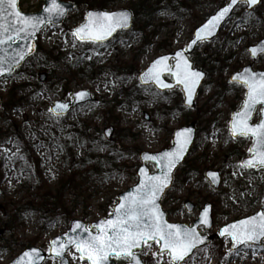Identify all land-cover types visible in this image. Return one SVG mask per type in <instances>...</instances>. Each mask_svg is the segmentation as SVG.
I'll return each instance as SVG.
<instances>
[{"label": "rangeland", "instance_id": "374dc122", "mask_svg": "<svg viewBox=\"0 0 264 264\" xmlns=\"http://www.w3.org/2000/svg\"><path fill=\"white\" fill-rule=\"evenodd\" d=\"M77 1L80 6L62 26L49 25L40 33L36 52L24 66L0 80V264H10L32 246L48 253L51 240L67 232L74 220L90 226L108 218L118 196L137 183L138 155L170 148L173 132L190 123L198 129L197 139L163 205L171 222L191 226L210 203L214 226L210 231L201 228L211 243L184 264H264V243L233 251L231 239L220 237L225 225L264 211V168L241 166L252 156L253 139H233L229 129L232 113L242 108L245 98V89L231 84V76L248 65L264 70V59L254 62L247 50L264 39V0L251 12L247 4L240 5L218 38L202 43L191 56L195 68L207 73L194 110L184 106L180 88L161 93L143 87L139 76L158 57L185 49L195 30L229 0ZM43 5V0L20 3L26 13ZM100 9H128L137 20L107 44L80 43L73 30L86 21L88 11ZM41 73L48 75L44 84ZM84 89L98 102L66 119L52 115L54 102L68 101ZM260 118L258 111L253 123ZM109 128L115 129L112 141L104 137ZM84 134L91 151L81 142ZM115 148L125 157L112 173L81 167L89 152L101 159ZM207 171L220 173L218 191L206 179ZM59 191L64 195L61 207L49 202L46 209H56V214L47 212L45 221L25 210L57 197ZM186 202L196 206L193 213L185 209ZM152 246L141 253L144 263L169 264V255L155 254L159 245ZM79 256L75 248L67 254L71 264H88ZM45 264L60 263L49 259Z\"/></svg>", "mask_w": 264, "mask_h": 264}, {"label": "snow or ice", "instance_id": "6c2138e0", "mask_svg": "<svg viewBox=\"0 0 264 264\" xmlns=\"http://www.w3.org/2000/svg\"><path fill=\"white\" fill-rule=\"evenodd\" d=\"M238 2L251 7L260 3V0H231L227 7L211 17L196 32L191 44L195 45L197 41L214 35L220 23L231 12L233 5ZM43 11L46 13L44 16H29L21 11L19 0H0V45L14 41L16 38L24 40L34 36L44 25L54 24L57 18L63 17L68 8L60 0H50V4ZM131 19L132 14L128 11L89 12L87 23L77 28L73 35L82 41L100 43L107 40L117 29L128 28ZM31 50L29 48L27 51ZM186 51L188 49L177 52L173 57L164 56L156 60L141 79L145 83L151 81L160 88L171 89L173 85L162 79V74L168 72L175 78L177 84L183 86L187 94V104L191 106L195 90L204 73L193 68L190 58L185 56ZM250 51L253 55L264 52V45L254 47ZM26 54L24 51H17L12 57V63L0 58V76L6 72L11 73ZM172 59L176 61L174 66L168 63ZM234 82L242 83L247 87V98L242 110L234 114L231 122L232 135L254 139L253 147L250 149L252 156L245 160L242 166L264 168V118L259 123H251L254 113L264 112V107L257 108V105L264 106V73L245 69L243 73L234 77ZM87 95L89 94L86 92H80L77 97L84 99ZM68 108V104L58 103L53 111L61 115ZM191 132V129H185L177 133L174 150L159 155L144 156L146 161H153L159 165L161 174L149 175L146 168L142 169L140 183L135 189L119 198L121 202L115 207L114 212L109 214L112 218L101 220L91 226L77 222L72 228V232L77 235H69L66 242L53 240L50 251L57 256H63L70 247H74L80 253L79 259L87 260L90 264H110L111 257L122 258L128 261V264H141V257L136 250L140 249L147 253L153 247L150 242H154L159 245V250L155 254L162 255L166 251L170 256L169 264H183L192 249L204 242V237L197 229L202 225L211 227L209 216L211 208L205 207L199 223L188 227L169 223L157 201L164 190L173 183V170L184 158L187 146L191 142ZM208 175L213 183L219 182L218 173L210 172ZM221 235L230 237L237 245L264 240V212L228 225ZM34 254L39 255L35 249L25 252L16 264H34L31 259Z\"/></svg>", "mask_w": 264, "mask_h": 264}, {"label": "water", "instance_id": "95a60500", "mask_svg": "<svg viewBox=\"0 0 264 264\" xmlns=\"http://www.w3.org/2000/svg\"><path fill=\"white\" fill-rule=\"evenodd\" d=\"M60 2H62L63 4H65V6L68 8V11H67V13H66L63 17H59V18L56 19V22H55L54 24H52V25H55V26H61V25L64 23V21H65L66 17L68 16V14H69L72 10H74V8H75V5H74L73 3H70V2H64V1H62V0H60ZM230 3H231V0L229 1V3H228L225 7H227ZM240 3H243V2H238V3H236L235 5H233L231 12H230V13L224 18V20L220 23V25H219V27L217 28V30H216V32H215L214 35H212V36H210V37H207V38H205V39L202 40V41H197V43H196L195 45H192L191 42L195 39V36H194V39L189 43V45H188V47H187L188 51L185 52V56H188V57L190 58V55L195 51L196 47H197L198 44H200L201 42L211 41V40L215 39V38L219 35V33H220L222 27H223V26L227 23V21L231 18V16H232L234 10L238 7V5H239ZM260 3H261V0H260ZM260 3L254 5V6L248 7V10H250V11L253 10V9L256 8ZM49 4H50V0H44V6L42 7L41 11L38 12V13H24L22 10H21V11H22L24 14L29 15V16H31V15H40V16H44V15H46V13L43 11V9H44L45 7H47ZM19 6H20V0H19ZM223 8H224V7H223ZM223 8H222V9H223ZM222 9H220L219 11H221ZM121 11H128V12H130V13L132 14V19H131L130 26H129L128 28H126V29H117V30H116V31H115V32H114V33H113V34H112L107 40H105V41H103V42H100V43H106V42L110 41V40H111V39H112V38H113V37H114L119 31H121V30H129V29L132 27V25H133V19H134V17H133V13H132L131 11H129V10H121ZM219 11H218L215 15H217V14L219 13ZM90 12H103V11H90ZM117 12H120V11H117ZM213 16H214V15H213ZM213 16H211V17H213ZM211 17H210L209 19H211ZM209 19H208V20H209ZM87 20H88V15H87ZM87 20H86L85 23H87ZM208 20H207V21H208ZM207 21H206L204 24H206ZM85 23H84V24H85ZM84 24H83V25H84ZM204 24H203V25H204ZM48 25H49V24L44 25L39 31L36 32V34H35L34 36L27 37V38L24 39V40L19 39V38H16L14 41H9V42H7V43H5V44H3V45H0V58L7 59L10 63L13 62V61H12V57L16 55L17 51H24V52L27 53V54L25 55L24 59H23V60H20L19 63L16 64V66L14 67V69H13V71H12L11 73H7V72H6L3 76H0V79H1L2 77H4V76H10V75H12V74L16 71V69L20 68V67L24 64V62H25L30 56H32V55L35 53L36 42H37V39H38L39 33H40V32H41L46 26H48ZM203 25H201V26L195 31V34H196V32H197L201 27H203ZM80 27H81V26H80ZM80 27H78V28H80ZM75 30H76V29H75ZM75 30H74V32H75ZM77 39H78L80 42H92V41H82V40H80L79 38H77ZM94 43H96V42H94ZM190 45H191V47H189ZM261 45H264V40H263L262 42H260L256 47L258 48V47L261 46ZM33 46H34V47H33ZM29 48L32 49L30 52L27 51ZM251 49H252V48H251ZM180 51H184V50H179V51H177V52H180ZM177 52H176V53H177ZM176 53H175V54H176ZM175 54H170V55H166V56L173 57V56H175ZM261 54H264V52H258L256 55H253V56H254V58H258ZM162 57H164V56H162ZM160 58H161V57H160ZM160 58H158V59H160ZM17 59H19V58L17 57ZM158 59H157V60H158ZM172 60H173V59H172ZM172 60H169V61H168V63H169L170 65H171V61H172ZM155 61H156V60H155ZM155 61H154V62H155ZM154 62H153V63H154ZM190 62L192 63V66L194 67L193 62H192L191 60H190ZM153 63H152V64H153ZM175 63H176V61H175ZM152 64H151V65L145 70V72L148 71V69L152 66ZM174 65H175V64H174ZM245 69H251V70H252V67H250V66L245 67V68L243 69L242 72L237 73V74H241V73H243V72L245 71ZM195 70H196V69H195ZM197 71H199V70H197ZM252 71H253V70H252ZM145 72H143V73L141 74V76H140V80H141V82H142L143 85H145V86L155 85V86H156L159 90H161V91L173 90V89H175L176 87L180 86V87L182 88L183 93H184V96H185V103H184V104H185L186 107H189V108H194V107H195V105H196L197 95H198V93H199V90H200V88H201V86H202V83H203L204 79L206 78V74L204 73V77L200 80L199 85L197 86V88H196V90H195V96H194V99H193V103H192L191 106H189V105L187 104V98H186V97H187V94H186V92L184 91L183 86L177 84L175 78H174L171 74H169L168 72H164V73L162 74V79L164 80V82L173 85V87H172L171 89H165V88H160L159 85H157L155 82H151V81H149V82L145 83L144 81H142L141 77L143 76V74H144ZM200 72H201V71H200ZM256 73H264V72H256ZM237 74H235V75L232 77V82H234V77H235ZM165 76H172V78H173V82H172V83L167 82V81L165 80ZM40 81H41L42 83H45V82L47 81V74H45V73L40 74ZM240 84H242V83H240ZM80 92H86V93H88L89 95H87L84 99H79V98L77 97V94L80 93ZM246 98H247V94H246ZM245 100H246V99H245ZM92 101H93V97H92L91 92L88 91V90H82V91H78V92L74 93V94L72 95V100L69 101V102H66V103H64V102H62V101H57V102H55L54 105L51 107V111H52V113H53L55 116H57V117H58V116H67V115H69L74 109H76L77 107L82 106V105H85V104H88V103H90V102H92ZM58 103H64V104H68V105H69V108H68L67 110H65V111L63 112V114H61V115H57L56 112L53 111V109L56 108V105H57ZM259 106H260V105H257V108H259ZM263 107H264V106H263ZM1 108H2V102H1V100H0V110H1ZM57 111H59V110H57ZM235 113H236V112H235ZM235 113H233V117H234V114H235ZM262 115H263V118H264V112H262ZM254 116H255V113L253 114L252 120H253ZM233 117H232V120H233ZM145 120H146V121H150V116H149L148 114L145 115ZM232 120H231V122H232ZM251 123H252V121H251ZM185 129H191V130H192V132H191V142H190V143L188 144V146H187V151H186V153H185V155H184V158L180 161L179 164L176 165L175 169L173 170L172 176H173V182H174V176H175V173H176V172L178 171V169H179V168L185 163V161H186L187 157L189 156L190 151H191V149H192V147H193V145H194V143H195V140H196L197 130H196L195 125H193V124H192V125H189V126H186V127H182V128L177 129V130L175 131L174 136H173V144H172V146H171L169 149H165V150H163V151H161V152H159V153L143 152V153L140 155L141 166H140V168H139L138 171H137V178H138L137 184H136L134 187L130 188L127 192H125V193H123V194H120V195L118 196V203L121 202L120 199H119L121 196H123V195L129 193L130 191H132L133 189H135V188L138 186V184L140 183V180L142 179V177L140 176V171H141L142 169H145V168H146V169L148 170V174H149V175H160V174H161V173H160V167H159V165H157V164H156L155 162H153V161H146V160L144 159V156H145L146 154H147V155H159V154H161V153H163V152L174 150V148L176 147V142H177V133H180V132H182V131L185 130ZM230 131H231V123H230ZM105 135H106L107 139H111V138H112V135H113V129H109V130L105 131ZM231 135H232V131H231ZM232 137H233V135H232ZM233 138H238V137H233ZM253 144H254V142H253ZM252 147H253V145H252ZM252 147H251V148H252ZM249 159H250V158H249ZM245 160H247V159H245ZM245 160H244V161H245ZM244 161H243V162H244ZM151 164L154 165L155 168H156V172H155V173H153L152 170L149 168V165H151ZM242 165H243V163H242ZM210 172H213V171H209V172L206 174V177H207V179L210 181V183L213 185L214 189H215V190H219L220 187H221V184H222L221 175H220L218 172H216V173L219 174V182H217V183H213L212 180H211V177L208 175ZM172 185H173V183H172L168 188H166V189L164 190L163 195H162V196L160 197V199L157 201V202L159 203V205H160L161 210H162V211L164 212V214H165V219H167V221H168L169 223H172V222L169 221V219H168V214H167V212L165 211L162 202H163V199H164V197H165L167 191L172 187ZM118 203L115 205V207L118 205ZM115 207H114V209H113L112 212H114ZM185 207H186V209H187V211H188L189 213H192V212H194V210H195V205H193L192 203H186ZM205 207H210V208H211V211H210V213H209V216H210V218H211V227H208V226H206V225H202V226H200V227L197 229V231H198L200 234H201L200 229H201L202 227H204V228H205L206 230H208V231L211 230V229L213 228V206H212L211 204H207ZM205 207H204V208H205ZM203 210H204V209H203ZM203 210L200 212L199 217H198V219L194 222L193 226H196V225L199 223V220H200V217H201V214H202ZM261 212H262V211H261ZM259 213H260V212H259ZM259 213L255 214V215H252V216H257ZM252 216H250V217H252ZM250 217H248V218H250ZM108 218H112V217L109 216ZM244 219H247V218H244ZM102 220H104V219H102ZM241 220H243V219H241ZM100 221H101V220H99V221L96 222V223H92L91 225H95V224L99 223ZM238 221H240V220H238ZM238 221L233 222V223H230V224L237 223ZM77 222H80V223L83 224V225H87L86 223H84V222H82V221H80V220H74V221L71 223V226H70L69 230H68L66 233H64V234L61 235V236H58V237L54 238L53 240H61V241L66 242L67 239H68V236H69V235L76 236L77 233H73V232H72V228L74 227V225H75ZM174 224H180V225H183V226L192 227V226H189V225L184 224V223H174ZM230 224H228V225H230ZM91 225H90V226H91ZM228 225H226L225 227H227ZM225 227H223V228L221 229V232L223 231V229H224ZM201 236L204 237V242H203L202 244H198L196 248L192 249V252L190 253V255H189L188 257H186V260H188V259H189V258H190V257H191V256H192V255L198 250V249H201V248L207 246V245L211 242V238H210V237L205 236V235H202V234H201ZM221 237H223V238H230V237H228V236H226V235H221ZM53 240H51V242H50V245H51L50 249L52 248V241H53ZM232 242H233V250H234V251H237V250L241 249L242 247H244L245 245H247V244H240V245H237V244L235 243V241H233V240H232ZM263 242H264V240H260V241H256V242L250 243L249 245L261 246ZM150 243H154V242H150ZM73 248H74V247H70L69 250H67V251L64 253L63 256H57L54 252H52V251L49 250V256H48L47 253H45L42 249H40V248H38V247H30V248L25 249V250H24V251H23V252H22V253H21V254L15 259V260H13L10 264H16V262H17L21 257L24 256V253H25V252H30V251H32L33 249L37 250L38 253H39L38 256H36V255L34 254L33 257L31 258V259L34 261V264H45V262L47 261V259H53V258H54V259H59L60 264H70V262H69V260H68V258H67V254H68V252H69L70 250H72ZM158 249H159V247H158ZM136 251H137L138 254H139V252H141L140 249H137ZM165 253H167V252L165 251L163 254H165ZM79 254H80V253H79ZM139 255H140V254H139ZM140 257H141V255H140ZM113 258H114V257H111V258H110V264H116V262H115V260H114ZM186 260H185V261H186ZM83 261L88 262V263L90 264V262L87 261V260H83ZM183 263H184V262H183ZM127 264H128V263H127ZM141 264H145V263L142 261V257H141Z\"/></svg>", "mask_w": 264, "mask_h": 264}, {"label": "trees", "instance_id": "16d2710c", "mask_svg": "<svg viewBox=\"0 0 264 264\" xmlns=\"http://www.w3.org/2000/svg\"><path fill=\"white\" fill-rule=\"evenodd\" d=\"M69 1L75 2L77 7H79L81 4V2H79L77 0H69ZM81 142H83V144H88L89 151L92 150V145L90 144V140L85 134L82 136ZM91 153L92 152L88 153V156L82 162L81 167L84 169H87L88 172H90V173H92L94 171V172H97L98 174H101V175L112 173V171L114 169H117L118 162L122 158L125 157L124 153H122V151L117 149V148L110 149L109 154L106 157H102L101 159H98V158L92 156ZM34 174H35V176L37 175V173H35V172H34ZM70 180L73 181V179H70ZM63 196L64 195L62 194V192L59 191V194L57 197L45 199L44 204L37 206V207H33L32 209H28V207H26L25 210H27V212H30L31 214L38 213L42 217V220L45 221L44 220L46 218L45 214H47V212H49L51 214H56L55 213L56 209L51 210V211H48L46 209V206L49 205L48 203L52 201L53 202L52 206L54 208L56 206V203L58 202L59 206L61 207Z\"/></svg>", "mask_w": 264, "mask_h": 264}, {"label": "flooded vegetation", "instance_id": "af4514ba", "mask_svg": "<svg viewBox=\"0 0 264 264\" xmlns=\"http://www.w3.org/2000/svg\"><path fill=\"white\" fill-rule=\"evenodd\" d=\"M264 39H262V40H260V41H258L257 43H255L254 45H250L249 47H248V53L250 54V56H251V58H252V60L254 61V62H259V61H261V60H263L264 59V54H261L258 58H254V56H253V54L251 53V51H250V49L251 48H254V47H256L260 42H262ZM176 52V51H175ZM167 54H170V53H167ZM194 54V53H193ZM193 54H192V56H193ZM194 63V62H193ZM174 64H175V60L173 59L172 61H171V65H173L174 66ZM195 66V65H194ZM248 66H250V67H252V70H253V72H264V70H255L254 68H253V66L252 65H248ZM248 66H245V67H248ZM244 67V68H245ZM243 70V68L241 69V70H239V71H237V72H235L232 76H231V78H230V83L231 84H234V85H237V86H240V87H243L244 89H245V97H246V94H247V87L245 86V85H243V84H240V83H236V82H232V77L235 75V74H237V73H239V72H241ZM166 79H167V81L168 82H172L173 81V78H172V76H167L166 77ZM245 99V98H244ZM243 103H244V101H243ZM243 106V105H242ZM261 107H263V106H259V108L258 109H260ZM239 111V110H238ZM234 112H236V111H234ZM233 112V113H234ZM258 112V111H257ZM257 112L255 113V116H254V118H253V120H252V123H253V121L255 120V118H256V114H257ZM232 113V114H233ZM260 115H261V118H260V120L263 118V115H262V112L260 111ZM260 120H259V122H260ZM259 122H257V123H259ZM253 124H255V123H253ZM254 141V140H253ZM252 145H253V143H252ZM252 145H251V147H252ZM251 147H250V149H251ZM251 152V151H250ZM250 158V157H249ZM247 159V158H246ZM253 169H257V168H253Z\"/></svg>", "mask_w": 264, "mask_h": 264}]
</instances>
